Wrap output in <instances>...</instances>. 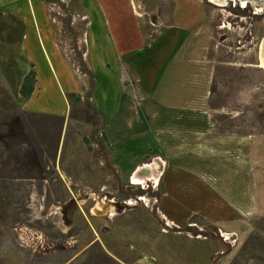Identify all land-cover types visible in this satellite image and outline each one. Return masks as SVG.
Segmentation results:
<instances>
[{"label":"rangeland","instance_id":"rangeland-1","mask_svg":"<svg viewBox=\"0 0 264 264\" xmlns=\"http://www.w3.org/2000/svg\"><path fill=\"white\" fill-rule=\"evenodd\" d=\"M52 1L56 2L52 13L64 20L59 6L69 11L67 0ZM175 1L181 6L179 25L186 23V17L196 16L193 0ZM211 1L203 0V25L211 36L208 56L215 69L209 103L220 128L243 133L254 129L259 134L254 136L253 151L255 155L257 149L259 155L261 202L264 0H246L244 6L245 0ZM144 5L146 31L156 34L167 22L170 3L145 1ZM126 21L132 22L130 18ZM126 32L134 48L140 42L137 30L131 26ZM62 36L61 45L77 67L70 39ZM102 41L103 51L91 44L87 48L91 65L93 56H113L106 40ZM2 48L0 40V54ZM93 63L98 64V59ZM104 91L99 90L102 100L107 97ZM68 117L62 126L60 120L23 113L0 76V264H133L143 255L150 256L154 264H212L220 254L228 253L227 245L231 252L215 264H264L263 203L258 215L243 214L225 221L228 208L206 204V194H201L204 185L198 182L195 194L200 192V198L187 204L169 201L159 207L175 219V225L167 226L155 213V191L148 183L140 187L125 184L124 174L118 182L106 160V148L98 142L103 119L83 102H71ZM230 117L235 119L230 121ZM136 140L129 146L132 158L149 143ZM117 151L123 160L122 150ZM97 203L111 207L108 214H94ZM207 219L224 242L217 239Z\"/></svg>","mask_w":264,"mask_h":264},{"label":"crops","instance_id":"crops-1","mask_svg":"<svg viewBox=\"0 0 264 264\" xmlns=\"http://www.w3.org/2000/svg\"><path fill=\"white\" fill-rule=\"evenodd\" d=\"M145 1L170 3L167 22L153 35L146 31ZM193 5L196 16L179 25L181 6L175 0L66 2L77 47L93 76L90 104L103 119L97 137L108 165L119 183L124 174L130 185L145 165L157 164L158 181L148 184L155 191V213L167 226L175 225V219L159 207L169 201L187 204L206 194V204L228 208L225 221L258 215L259 204H264V195L259 202V155L253 151L259 134L222 129L214 120L216 111L209 103L215 70L208 56L211 36L203 25V0H193ZM52 12L53 4L43 0H0V76L23 113L60 120L63 126L71 107L67 97H83L86 77L64 51L61 16ZM131 26L140 41L134 48L126 32ZM102 40L113 56H93L91 65L90 44L100 52ZM29 72L35 74L34 90L23 101L19 89ZM100 89L107 93L105 100ZM136 137L149 143L132 158ZM198 182L205 193L195 194ZM133 264L143 263L138 259Z\"/></svg>","mask_w":264,"mask_h":264},{"label":"trees","instance_id":"trees-1","mask_svg":"<svg viewBox=\"0 0 264 264\" xmlns=\"http://www.w3.org/2000/svg\"><path fill=\"white\" fill-rule=\"evenodd\" d=\"M43 1L46 3H49V4H56V2H54L52 0H43ZM59 7L62 10V13L64 16V20H61L62 30H63V33L66 35V37L70 39V50L75 55V60L77 62V68H78L80 74L85 76L88 79L87 80V90L84 91V95L82 98L75 96V95H69L67 98L70 101V104H71V102H74L75 104H80L83 102L86 106H88V108H90L94 112L95 115L101 117L100 114L90 104V99H91L92 91L94 88L93 76L86 69V67L83 63V60H82V54L78 50L77 42H76V35H75L73 29L71 28V25H70V21H71L70 16H69L66 8L63 5H61ZM34 85H35V74L33 72H29L23 78L22 84H21L20 89H19V95L23 101H26L30 98V96L32 95L33 90H34ZM85 142H86V140H85Z\"/></svg>","mask_w":264,"mask_h":264},{"label":"bare ground","instance_id":"bare-ground-1","mask_svg":"<svg viewBox=\"0 0 264 264\" xmlns=\"http://www.w3.org/2000/svg\"><path fill=\"white\" fill-rule=\"evenodd\" d=\"M212 1L215 2V3L221 4V3H225V2L233 1V0H218V1L217 0H212ZM245 4H246V0L242 1V5L244 6ZM261 49H262V47L260 48V56H262ZM261 67L264 68V64L263 63H261ZM156 170H157V164H155V163L151 164V165H145V167L140 171V174L135 175L134 177H132L131 182L135 183V184H138L140 186L144 184L143 181H145V183L152 182V184H156L157 181H158V176H159V174H158V172ZM104 205L105 204H103V203H97L95 208H94V210H92V212L94 214H97V215H100V216L106 215L111 207H107L106 208Z\"/></svg>","mask_w":264,"mask_h":264},{"label":"water","instance_id":"water-1","mask_svg":"<svg viewBox=\"0 0 264 264\" xmlns=\"http://www.w3.org/2000/svg\"><path fill=\"white\" fill-rule=\"evenodd\" d=\"M261 54L262 56H260V60H261V63L264 64V39L262 41V44H261ZM209 227H213V226H209ZM215 230H216V235H217V239L220 240L221 242H224V238L223 236L220 234V232L215 228L213 227ZM227 248H228V253L229 254L231 252V249H230V246L227 245ZM227 254H220L214 261L212 264H215L216 262H218L222 257L226 256Z\"/></svg>","mask_w":264,"mask_h":264},{"label":"built area","instance_id":"built-area-1","mask_svg":"<svg viewBox=\"0 0 264 264\" xmlns=\"http://www.w3.org/2000/svg\"><path fill=\"white\" fill-rule=\"evenodd\" d=\"M131 183V182H130ZM143 264H154L153 259L150 256L143 255L139 258Z\"/></svg>","mask_w":264,"mask_h":264},{"label":"flooded vegetation","instance_id":"flooded-vegetation-1","mask_svg":"<svg viewBox=\"0 0 264 264\" xmlns=\"http://www.w3.org/2000/svg\"><path fill=\"white\" fill-rule=\"evenodd\" d=\"M211 2H212V3H215V2H213V1H211ZM228 2H231V1H228ZM130 185H131V186H135V185H136V186L140 187V185L135 184V183H132V182L130 183ZM139 201H144V199H143V198H140ZM104 206H105V205H104ZM105 207L107 208V206H105ZM107 214H108V213H107ZM112 216H113V215H112Z\"/></svg>","mask_w":264,"mask_h":264}]
</instances>
